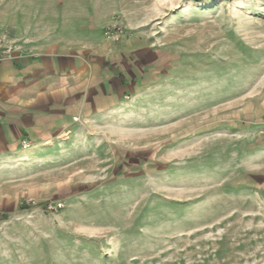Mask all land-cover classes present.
Wrapping results in <instances>:
<instances>
[{
	"label": "rangeland",
	"instance_id": "1",
	"mask_svg": "<svg viewBox=\"0 0 264 264\" xmlns=\"http://www.w3.org/2000/svg\"><path fill=\"white\" fill-rule=\"evenodd\" d=\"M114 16L115 107L0 163V264H264V0Z\"/></svg>",
	"mask_w": 264,
	"mask_h": 264
},
{
	"label": "crops",
	"instance_id": "2",
	"mask_svg": "<svg viewBox=\"0 0 264 264\" xmlns=\"http://www.w3.org/2000/svg\"><path fill=\"white\" fill-rule=\"evenodd\" d=\"M116 2L0 0V30L15 45L0 52V163L75 146L85 119L115 107V53L97 31L115 17Z\"/></svg>",
	"mask_w": 264,
	"mask_h": 264
},
{
	"label": "built area",
	"instance_id": "3",
	"mask_svg": "<svg viewBox=\"0 0 264 264\" xmlns=\"http://www.w3.org/2000/svg\"><path fill=\"white\" fill-rule=\"evenodd\" d=\"M123 32L121 26L114 25L111 28H108L105 31V35L107 38H110L111 40L118 41L120 37L122 36L121 33ZM14 43L7 37V35L0 30V52L4 55H9L14 50ZM30 146V142L28 140L22 141V147L24 149L28 148ZM63 203L62 202H56L55 204H50L48 207L50 209L58 210L62 208Z\"/></svg>",
	"mask_w": 264,
	"mask_h": 264
},
{
	"label": "trees",
	"instance_id": "4",
	"mask_svg": "<svg viewBox=\"0 0 264 264\" xmlns=\"http://www.w3.org/2000/svg\"><path fill=\"white\" fill-rule=\"evenodd\" d=\"M197 1H202V0H197Z\"/></svg>",
	"mask_w": 264,
	"mask_h": 264
}]
</instances>
